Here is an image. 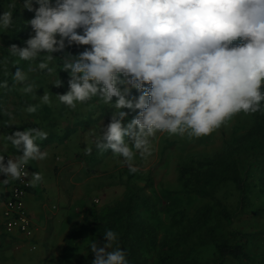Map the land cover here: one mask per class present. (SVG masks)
Segmentation results:
<instances>
[{
	"label": "clouds",
	"instance_id": "1",
	"mask_svg": "<svg viewBox=\"0 0 264 264\" xmlns=\"http://www.w3.org/2000/svg\"><path fill=\"white\" fill-rule=\"evenodd\" d=\"M34 13L27 21L34 35L12 44L8 53L27 61L12 75L22 95H37L31 72L52 76L54 53H65L59 71L69 73L66 94L56 99L75 109L97 98L113 110L110 122L93 137L100 152L111 150L131 173L134 160L153 151L157 133L181 137L210 136L240 113L261 110L264 101V0H7L0 15V33L14 25L17 5ZM38 5V7H36ZM238 42V43H234ZM90 46L78 55L65 50ZM7 57L0 59V68ZM35 64V67L32 64ZM63 86L59 78L52 83ZM8 80H0V89ZM133 90L138 95L134 94ZM38 103L24 111L36 113L52 99L45 91ZM115 98V99H114ZM136 115L129 119V111ZM6 109L0 106V113ZM48 133L40 127L3 135L22 155L5 163L0 151V175L27 177L29 161L44 160L48 153L38 141ZM90 154L92 149L85 147ZM42 180L31 173V183ZM103 246L95 240L91 264H129L117 232L103 231Z\"/></svg>",
	"mask_w": 264,
	"mask_h": 264
},
{
	"label": "rangeland",
	"instance_id": "2",
	"mask_svg": "<svg viewBox=\"0 0 264 264\" xmlns=\"http://www.w3.org/2000/svg\"><path fill=\"white\" fill-rule=\"evenodd\" d=\"M22 2L23 0H21V5ZM6 7L7 0H0V15L4 13ZM17 8V15L15 16L13 13L14 25L7 32L0 33V59L7 57L6 66L0 68V80H8V87L0 89V106L6 109L5 113H0V149L3 150L6 146V150L17 155L16 149L5 137L14 134L15 131H25L31 127H40L49 134L46 140L38 141L40 146L43 147L58 140L60 135L65 132L64 128L67 125H70L71 129L75 126L80 128L75 133L77 137L73 141L77 142L79 151L77 158L82 162V166H79V172L76 177L72 178L71 175H65L64 179V181L72 182L75 180L76 182L70 193L72 195L71 202H74V209L71 214L70 212L68 213L69 217L63 225L67 233L62 243L63 247H61L60 255L54 259L55 262L52 264H91V261L95 258L94 253L90 251L91 240L97 241L101 246L105 243L104 235L97 233L95 225L100 221L102 222V210L104 208L112 207L124 200L130 176H135L131 180L135 187L142 188L144 194L151 193L155 199L164 196L162 193L164 188L176 189L178 184V166L188 161L192 156L214 158L218 155L229 153V150H235L236 148L234 147L238 145L237 153L239 157L251 160L252 156L251 153L247 152V148L251 146L252 140H243L242 136L253 127L255 114L240 113L211 134L212 138L207 143L203 142L201 138L157 133L152 140V154L146 158H142L137 154L134 163L138 166V171L131 173L128 167L120 162L119 158L112 155L111 150L100 152L93 144V137L100 133L101 121H103L104 126L110 122L113 114L112 109H108L102 102H98L97 98H93L92 101L86 104H77L75 109L61 104L56 99V94H66L69 90V73L63 70L59 71V62L62 64V57L65 53L53 54L58 61H53L56 72L52 76L39 71L29 73L30 79L34 80L38 87L37 95L43 96L45 91H47L52 103L50 105H41L36 113H26L24 111L25 106L30 103H38L39 97H34L32 94L22 95L20 86L13 84L11 74H14L18 67L27 70L30 62L21 60L19 65H13V61L18 60V58L10 56L7 48L12 44L23 47V41L27 40L30 35H34L30 25L27 24V21L34 17V13L29 12L27 9H22L19 4ZM88 47L90 46H77L76 50L72 46L65 51H71L73 53H70L75 55L76 52L80 53ZM32 66L35 67V64L33 63ZM59 77L63 81V86L56 87L52 83ZM101 104L103 106L100 107ZM91 124H98L99 126L93 131L90 128ZM80 125L83 126V130ZM208 138L209 136L204 137L205 140H208ZM254 138L257 141L264 142L259 135V139L257 136ZM85 147L92 149L90 154ZM148 177L151 179L152 186L147 184L149 183L146 180ZM259 177L258 171L256 173L251 171L248 179L251 204L242 213L240 212L239 220L233 223L234 228L238 227V229L247 233L258 231L259 227L264 224V188L259 186ZM152 188L154 191H152ZM38 194L44 196L42 191H38ZM230 198L234 201L231 205L233 211L236 209L237 195H232ZM165 199L166 197L162 198L169 205V201ZM47 200L50 199L48 198ZM54 202L56 201L50 200V205L55 204ZM155 202H153V205L150 203L152 209L142 210V215L138 219L141 220L144 227L150 226L156 237L162 238L164 236L162 228H167V224H170L174 211L193 212L194 209L202 206L205 200L201 198L190 199L181 195L178 200L170 201L171 207L169 209L166 206L162 209L159 203L155 204ZM62 209H64L63 206L61 211ZM153 221L154 224H152ZM159 222L162 224H159ZM131 227V231H139V226ZM129 237L130 241L124 249L127 252V256H130V252L134 251L139 256H142L144 253L141 254V251L144 244L139 243L133 235ZM146 239H148L147 235ZM261 239H264V237L252 236L249 243H257V247L260 248L258 243ZM128 245L129 247H127ZM257 252L258 250L254 251L255 254ZM146 255L143 257L146 258ZM209 257L210 251L208 250L200 262L204 263V260L209 259ZM243 262L250 264L249 261ZM226 264L243 263L230 260ZM260 264L264 263L260 262Z\"/></svg>",
	"mask_w": 264,
	"mask_h": 264
},
{
	"label": "trees",
	"instance_id": "3",
	"mask_svg": "<svg viewBox=\"0 0 264 264\" xmlns=\"http://www.w3.org/2000/svg\"><path fill=\"white\" fill-rule=\"evenodd\" d=\"M17 11L18 8L14 12L15 16ZM74 47L77 50V46ZM78 54L79 52H76L75 55ZM133 92L139 94L135 90ZM261 104V110L254 113L253 127L242 136L243 140H252L251 146L247 148V152L251 153V160L239 157L238 145L234 147L235 150H229V153L214 158L192 156L178 166L176 189H162L164 196L155 198L156 200L151 193L144 194L142 188L135 187L131 183L135 176H130L124 200L102 210V222L95 225L97 233L103 234L106 229L117 232L123 250L130 241V235L135 236L139 243H143L141 254H144L139 256L135 251L130 252V256H127L129 264H226L230 260L241 261L243 264V261H249L250 264H256V261L264 263V255L258 256L254 253L255 243H249L252 236L264 237V224L253 233L233 227L242 211L251 204L248 183L251 171L259 172V186L264 188V142L254 138L259 135L264 140V101ZM135 115L136 113L129 110V119ZM211 138L212 135L208 140L201 137L206 143ZM146 180L149 182L147 184L152 186L150 177ZM181 195L190 199L201 198L205 203L193 212L174 211L170 224H167V228H162V238L156 237L150 226H145V229L138 219L142 210H149L155 201L162 209L165 206L169 209L170 201L178 200ZM232 195H237L236 209L233 211L231 205L234 201L230 198ZM163 197H166L169 205L162 200ZM131 226H139V231H131ZM208 250L211 258L201 263V258Z\"/></svg>",
	"mask_w": 264,
	"mask_h": 264
},
{
	"label": "crops",
	"instance_id": "4",
	"mask_svg": "<svg viewBox=\"0 0 264 264\" xmlns=\"http://www.w3.org/2000/svg\"><path fill=\"white\" fill-rule=\"evenodd\" d=\"M98 126V124H91L90 128L94 131ZM73 129L67 125L64 128L65 132L58 140L41 147L42 151L45 150L48 153L44 160L29 161L30 180L31 173L40 172L42 176L41 181L32 184L26 197L27 207L36 226L35 237L27 239L20 233L7 234L3 228V217L0 212V264H52L60 255L67 233L63 225L69 217L68 213L71 214L74 209L70 193L76 183L75 180L68 182L64 179L65 175L76 177L79 166H82V162L77 158L79 154L77 142L73 141L77 137L75 133L80 128L75 126ZM81 129L83 130V126ZM4 150L0 149V151ZM6 151L4 154L8 153L13 157L23 154L18 150H16L17 155ZM5 187V184L0 185V194L4 192ZM38 191H42L44 196L39 195ZM48 198L56 201L55 204L51 206ZM3 199V197L0 198L2 201ZM2 201L0 211L4 206ZM62 206L64 209L61 211ZM258 245L260 248L256 243L253 244V249L258 250L256 253L258 256H262L264 255V239H261Z\"/></svg>",
	"mask_w": 264,
	"mask_h": 264
},
{
	"label": "built area",
	"instance_id": "5",
	"mask_svg": "<svg viewBox=\"0 0 264 264\" xmlns=\"http://www.w3.org/2000/svg\"><path fill=\"white\" fill-rule=\"evenodd\" d=\"M5 155V163L10 158H13L10 154ZM28 171L27 177L22 176L19 180L9 179V182L5 187V190L0 194V198L4 206L0 211L3 217V228L7 234L20 233L27 239H33L36 235V226L34 224L31 213L27 207L26 197L32 187L30 180V168L26 166ZM7 177L0 175V185Z\"/></svg>",
	"mask_w": 264,
	"mask_h": 264
}]
</instances>
